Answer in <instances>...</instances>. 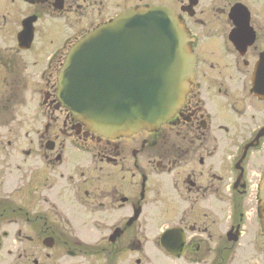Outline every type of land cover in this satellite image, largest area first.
<instances>
[{"label": "flooded vegetation", "instance_id": "obj_1", "mask_svg": "<svg viewBox=\"0 0 264 264\" xmlns=\"http://www.w3.org/2000/svg\"><path fill=\"white\" fill-rule=\"evenodd\" d=\"M145 7L180 22L193 82L158 128L98 136L59 67ZM263 184L264 0H0V264H264Z\"/></svg>", "mask_w": 264, "mask_h": 264}, {"label": "water", "instance_id": "obj_2", "mask_svg": "<svg viewBox=\"0 0 264 264\" xmlns=\"http://www.w3.org/2000/svg\"><path fill=\"white\" fill-rule=\"evenodd\" d=\"M29 42L25 33L24 49ZM188 44L168 9L122 13L68 49L57 74L58 104L101 137L156 129L179 109L193 82Z\"/></svg>", "mask_w": 264, "mask_h": 264}, {"label": "rangeland", "instance_id": "obj_3", "mask_svg": "<svg viewBox=\"0 0 264 264\" xmlns=\"http://www.w3.org/2000/svg\"><path fill=\"white\" fill-rule=\"evenodd\" d=\"M50 40V39H49ZM53 43H47L46 46L44 47H40L39 45H37L36 47H33L34 50L30 53L36 55L37 59H38V64L37 66L39 68H44V66L46 65V59L48 57H50L51 55H53L55 52H57L61 47H56L58 44V39L54 38L53 39ZM52 46V47H50ZM30 53H28L27 55L30 56ZM38 54V55H37ZM26 80V78H25ZM42 88V87H41ZM27 103V100H25V105ZM28 131V127L25 126V132ZM28 137H26V135H24V139H27Z\"/></svg>", "mask_w": 264, "mask_h": 264}]
</instances>
